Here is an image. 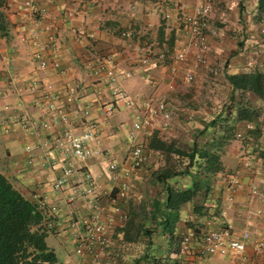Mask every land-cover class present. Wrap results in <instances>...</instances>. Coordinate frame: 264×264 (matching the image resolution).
Returning a JSON list of instances; mask_svg holds the SVG:
<instances>
[{
    "label": "crops",
    "instance_id": "0c3cea01",
    "mask_svg": "<svg viewBox=\"0 0 264 264\" xmlns=\"http://www.w3.org/2000/svg\"><path fill=\"white\" fill-rule=\"evenodd\" d=\"M199 1L35 0L45 13L44 19L38 20L29 12L21 11L17 0H4L1 10L7 36H0V52L6 57L8 69L4 70L0 61V173L28 200L32 189L38 187L40 195L53 201L58 209L54 222L64 224L69 216L81 215L83 209L79 199L69 200V187L59 193L50 187L52 180L60 175L57 155L50 152L48 167H31L25 163L24 146H29L30 153L37 159L47 151L43 143L56 137L62 128L52 114L42 112L39 94L27 90L30 82L50 84L54 89L73 82L83 84L78 91V102L89 103L90 109L86 116H81L77 104L65 105L63 109L71 119L70 128L77 133L86 120L96 122V146L117 161L130 145L127 132L131 117L129 108L120 102L109 117L103 116V106L112 101L103 67L113 66L118 71L130 72L121 80V88L131 99L137 102L163 99L173 113L164 130L154 125L138 131L132 140V143H141L149 156L147 154L143 167L127 177L130 193L122 207L128 218L116 222L109 230L110 241L103 253L94 261L85 257L82 264H176L177 245L169 242L150 220L153 203L162 196L161 192L157 195L161 185L153 182L152 171L167 165L162 153L148 147L152 135L176 145L190 146L193 141L199 148L207 147L218 155L222 167L211 176L204 199L183 204L176 218H169L174 221L176 240L192 227L229 225L234 231H249L242 259L200 255L188 258L184 264H264V245L258 244L264 242V202L251 191L252 187L264 191V118L256 123L236 119L237 108L250 103L259 111L264 107V97L232 91L224 76L256 69L263 73L264 80V67L260 64L264 57V33L261 32L264 0L261 3L259 0H220L213 5L203 65L193 62L192 48L184 63L170 65L168 61L152 59L142 64L139 61L148 49L181 47L185 37L179 31V16L190 12ZM67 10L74 11L72 17L64 18ZM165 12L169 14L167 19H163ZM47 22L54 25L57 35L59 67L55 70H39L31 57L30 30L38 28L42 38ZM122 30L128 31V35L121 36ZM186 68L193 72L189 82L183 78ZM7 73L11 86L6 82ZM189 99L195 101L189 102ZM221 100L228 102L227 108L220 107ZM19 102L20 111L37 120L47 119L51 128L41 130L38 135L28 134L21 128L4 133L2 121L20 114ZM218 115L227 120H218ZM213 118H217L215 124L198 134ZM245 123L251 128L246 131L241 128L243 135L236 138L234 132ZM104 159L96 155L85 162L93 174L99 175L102 189L115 184L104 176ZM225 173H232L236 178L231 202L226 199ZM182 180L171 178L168 181L180 184ZM193 203L203 206L201 211L205 209V214H194ZM107 214L112 215L111 208ZM54 236L58 246L50 248L58 263L79 264L81 259L73 250L69 233ZM46 238L47 235L45 242Z\"/></svg>",
    "mask_w": 264,
    "mask_h": 264
},
{
    "label": "built area",
    "instance_id": "2783aa9c",
    "mask_svg": "<svg viewBox=\"0 0 264 264\" xmlns=\"http://www.w3.org/2000/svg\"><path fill=\"white\" fill-rule=\"evenodd\" d=\"M17 1L21 11L29 12L38 20L44 19V10L36 5L35 0ZM219 1L201 0L193 6L190 12L182 13L179 16L178 25L180 33L185 37L183 45L176 50H168L164 47L155 50L148 49L139 57L140 63L147 64L152 59L161 62L168 61L170 65L184 63L187 53L192 48L193 62L196 65H203L205 63L204 53L207 50L209 14L213 5ZM73 13V10H67L64 18L72 17ZM167 18L169 14L165 12L163 19ZM43 30L42 38L38 28L30 30L29 40L33 47L31 57L39 70L46 68L55 70L59 67L56 31L51 22H47ZM261 32L264 33V25L261 26ZM120 35L127 36L128 31L122 30ZM5 60V55L0 52V61L3 63L4 70H7L8 64ZM260 64L264 67V57L261 58ZM103 69L106 76V87L112 97V101L103 106V116L109 117L117 108L118 102L126 105L130 111V127L127 132L130 145L120 161L109 157L106 152L96 146V122L86 120L82 129L77 133L70 128L71 119L63 109L65 105L77 104L81 116H86L90 109L89 103L78 102V91L83 88V84L73 82L61 89H54L50 84L34 80L27 87L30 92L39 94L42 112L52 114L53 119L61 124L62 128L56 137L43 143L47 151L37 159L30 153L31 148L24 146L23 150L27 154L25 163L31 167H48L50 152L57 155L60 162V175L52 180L50 187L57 193L69 187L71 190L69 200L79 199L83 213L79 216H69L64 224L62 222L59 224L54 222V218L58 217L55 203L40 195L38 187L32 189L29 201L34 203L42 213L41 226L46 232L54 235L69 233L73 250L81 259L79 264L83 263L82 259L85 257L96 260L109 244V230L116 222H123L128 218V213L122 207V202L130 193L127 177L147 162L144 148L139 143H132L137 132L147 130L154 125L164 130L171 120V110L165 100L147 99L137 102L127 96L121 88V80L130 75L129 71H118L113 66H105ZM183 78L188 82L191 81L193 79L192 69H184ZM6 82L9 86L12 85L8 73ZM20 105L21 102L18 103L20 114L3 119L2 131L4 133L21 128L28 134L38 135L41 130L51 128V123L47 119H34L23 110L20 111ZM263 108L260 107L256 121L264 118ZM241 128L246 131L251 127L248 123L240 125V128L234 132L236 138L242 137ZM96 155L105 157L104 176L115 183L109 188L102 189L99 175L93 174L85 165L88 158ZM223 176L228 190L226 199L231 202L236 178L232 173H225ZM112 191H114L113 194ZM251 191L258 194L264 202V191H259L255 187H252ZM108 208L112 209L110 216L107 214ZM248 237V230L234 231L229 225H220L217 228H189L180 234L177 240L176 264H184L192 256L213 254L242 259ZM258 244L264 245V242L260 241Z\"/></svg>",
    "mask_w": 264,
    "mask_h": 264
},
{
    "label": "trees",
    "instance_id": "16d2710c",
    "mask_svg": "<svg viewBox=\"0 0 264 264\" xmlns=\"http://www.w3.org/2000/svg\"><path fill=\"white\" fill-rule=\"evenodd\" d=\"M3 4L4 0H0V36L5 37L6 21L1 10ZM224 76L232 91L251 93L255 98L264 97L263 73L260 70L225 73ZM219 115L218 120H227L219 118ZM257 115L255 104L247 103L236 110V119L246 122L256 123ZM217 118L208 121L198 134L207 126H213ZM148 147L164 156L172 155L176 160V165L167 164L152 171L153 182L161 185L157 195L161 192L162 196L154 201L150 220L159 227V232L165 234L169 242L177 245L176 237L173 236L174 221L169 218H176V213L183 204L204 199L209 191L211 176L221 171L222 167L215 152L207 147L199 148L193 141L190 146H181L152 135ZM179 160H182L181 164L178 163ZM171 178L185 179L188 182L184 183L182 180L180 184L170 183L168 180ZM202 208L203 206L193 203L192 212L203 215L206 210L201 211ZM41 221L42 213L36 205L24 198L0 173V264H59L54 251L46 245L47 232L42 228Z\"/></svg>",
    "mask_w": 264,
    "mask_h": 264
},
{
    "label": "rangeland",
    "instance_id": "374dc122",
    "mask_svg": "<svg viewBox=\"0 0 264 264\" xmlns=\"http://www.w3.org/2000/svg\"><path fill=\"white\" fill-rule=\"evenodd\" d=\"M180 97V96H179ZM188 98H190V97H188ZM181 99H179V101H180ZM192 101H195L194 99L192 100V99H189V102H192ZM228 102L226 101V102H222V100L218 103L219 105H220V107L222 108V107H224V106H227L228 104H227ZM168 104V103H167ZM169 106V105H168ZM170 107V106H169ZM171 115H173V113H172V111H171ZM143 148H144V150L146 151V148L141 144V143H139ZM148 154V156H149V153H147L146 152V155ZM169 156V159H167V157ZM168 156H164L163 155V157H162V160L163 161H165L166 162V164H169V165H176L175 163H176V160H175V157H173L172 155H168ZM184 161V160H183ZM159 162H162V161H159ZM178 163H182V160H179V162ZM133 172H135V171H133ZM46 245L47 246H49V248L50 247H52V248H54V249H57V246H58V240H57V237L56 236H54V235H51V234H47V238H46Z\"/></svg>",
    "mask_w": 264,
    "mask_h": 264
}]
</instances>
